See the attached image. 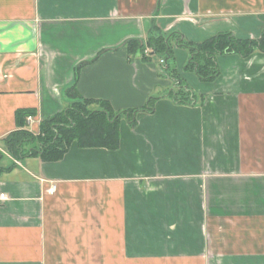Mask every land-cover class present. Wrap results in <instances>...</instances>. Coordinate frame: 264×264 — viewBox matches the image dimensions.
<instances>
[{
	"label": "crops",
	"instance_id": "obj_1",
	"mask_svg": "<svg viewBox=\"0 0 264 264\" xmlns=\"http://www.w3.org/2000/svg\"><path fill=\"white\" fill-rule=\"evenodd\" d=\"M152 26L192 43L258 39L264 0H0V144L19 110L38 133L74 82L115 111L154 102L134 125L122 117L115 150L2 151L0 264H264V52L220 55L202 82L174 47L195 96L177 103L158 62L126 52Z\"/></svg>",
	"mask_w": 264,
	"mask_h": 264
},
{
	"label": "trees",
	"instance_id": "obj_2",
	"mask_svg": "<svg viewBox=\"0 0 264 264\" xmlns=\"http://www.w3.org/2000/svg\"><path fill=\"white\" fill-rule=\"evenodd\" d=\"M174 47L187 50L189 58L184 70L193 72L200 81L211 82L219 75L216 58L220 55L249 57L255 52H264V28L258 39H238L231 32L219 33L201 43L187 42L180 33L164 34L152 26L145 40L131 39L126 42L127 55H139L142 60L155 59L159 75L170 78L174 89L169 96L177 103L193 104L191 94L173 66ZM163 60V64H160ZM82 66L75 69V81ZM71 101L53 117L39 124L38 133L26 129V118L31 110L16 112L17 129L6 136L5 151L15 159L37 156L44 162L60 160L75 143L80 148H104L115 150L119 141V123L126 117L131 125L139 112H152L153 100L139 109L115 111L107 101L80 98L76 83L66 90ZM2 154L0 153V158Z\"/></svg>",
	"mask_w": 264,
	"mask_h": 264
},
{
	"label": "built area",
	"instance_id": "obj_3",
	"mask_svg": "<svg viewBox=\"0 0 264 264\" xmlns=\"http://www.w3.org/2000/svg\"><path fill=\"white\" fill-rule=\"evenodd\" d=\"M163 60H160V64H163ZM33 121V118L32 117H27V122H32ZM54 190V188H51L50 191L52 192ZM5 195L4 194H0V202L5 200Z\"/></svg>",
	"mask_w": 264,
	"mask_h": 264
},
{
	"label": "rangeland",
	"instance_id": "obj_4",
	"mask_svg": "<svg viewBox=\"0 0 264 264\" xmlns=\"http://www.w3.org/2000/svg\"><path fill=\"white\" fill-rule=\"evenodd\" d=\"M5 144H0V153H2V151H5Z\"/></svg>",
	"mask_w": 264,
	"mask_h": 264
}]
</instances>
